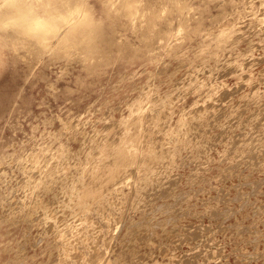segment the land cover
Instances as JSON below:
<instances>
[{"label":"rangeland","instance_id":"rangeland-1","mask_svg":"<svg viewBox=\"0 0 264 264\" xmlns=\"http://www.w3.org/2000/svg\"><path fill=\"white\" fill-rule=\"evenodd\" d=\"M187 1L184 37L132 62L116 50L109 60H35L0 38V264H264V0ZM122 38L137 40L131 30ZM109 123L119 129L106 135ZM27 152L68 163L22 164ZM88 172L120 178L95 185ZM118 217L125 225L103 253L101 234Z\"/></svg>","mask_w":264,"mask_h":264},{"label":"bare ground","instance_id":"bare-ground-1","mask_svg":"<svg viewBox=\"0 0 264 264\" xmlns=\"http://www.w3.org/2000/svg\"><path fill=\"white\" fill-rule=\"evenodd\" d=\"M29 0H0V38H3L5 40V42H7V45L11 46L13 48V50L16 52L17 56H23L25 53H27L28 55H31L33 57V59L35 60H39L43 54L45 53H49L50 54V57L54 60H59V59H62V58H67L69 56H73L74 54H81L83 56L84 59H94V58H97V59H106V60H109L111 58L110 56V52L112 50H116L117 53H121L123 54V58L126 60V61H134L135 59H139V58H142L144 55H152L155 51L156 48H162V49H165V46L166 45H170L171 42L175 41V40H178V38H181V37H184L185 35V21L184 19L182 18V16L184 15V11L185 9H187V7H190V4L188 3L187 0H51V3L53 4H56L58 5L57 7H52V8H43V9H35V8H31V7H27L26 6V3H28ZM45 2H48V0H45ZM96 3H99L100 4V9L99 11L97 12V8H96ZM201 8V7H199ZM12 16H16L14 18V20H11ZM180 17L179 21H178V24L174 25L173 22H172V19L174 17ZM126 30H131L133 33L136 34V37H137V40L136 41H133V40H129L128 38H122L123 35H125V31ZM158 44V45H156ZM166 50V49H165ZM248 58V57H247ZM229 59V58H227ZM231 59V58H230ZM245 63V62H244ZM247 63V62H246ZM249 63V61H248ZM247 63V64H248ZM225 65V64H224ZM60 67V66H59ZM235 67V66H233ZM246 67V66H245ZM248 67V66H247ZM235 69V68H234ZM201 70V69H200ZM208 70V69H207ZM230 68H229V71L230 72ZM235 71V70H234ZM207 72V71H205ZM227 72V70L225 71ZM201 74V73H200ZM199 74V75H200ZM205 73H203L204 75ZM215 74V73H214ZM213 74V75H214ZM198 75V76H199ZM202 75V74H201ZM202 75V76H203ZM227 75V74H226ZM246 76V75H245ZM194 77V76H193ZM220 77V76H218ZM217 77V78H218ZM244 77V75H243ZM152 78L153 80V74L150 76V79ZM201 78V76H200ZM199 78V79H200ZM192 79V78H191ZM189 80V79H188ZM242 83V82H241ZM175 84V83H174ZM244 84V83H243ZM242 84V85H243ZM226 90V89H225ZM236 90V89H234ZM239 90V89H238ZM237 90V91H238ZM224 90H222L223 92ZM227 92V93H226ZM226 94H228L229 90H227ZM231 92V91H230ZM229 92V93H230ZM235 92V91H234ZM234 92H231L234 93ZM153 95V93L156 94L157 96V91L155 90L154 86L151 85V88H148V85H144V92L143 94H151ZM188 93V92H187ZM176 94V93H175ZM174 94V95H175ZM186 94V93H184ZM173 95V96H174ZM222 95V94H221ZM172 96V98H173ZM224 95L221 96V98L223 99ZM227 96V95H226ZM225 96V97H226ZM216 97H219V96H216ZM175 98V97H174ZM215 98V97H214ZM154 99V97L152 98V100ZM181 99V98H180ZM218 99V98H217ZM216 99V100H217ZM220 99V100H222ZM178 102V101H177ZM176 103V102H175ZM208 103V101H207ZM200 105L201 106V110L204 106H202L201 104H203V101H196L195 100V104L194 105ZM210 104L212 105V102L209 103L208 106H210ZM214 104V103H213ZM217 104V103H216ZM215 104V105H216ZM219 104V103H218ZM218 104L216 106H218ZM194 105H191L189 106L188 108H186V110L190 109L192 106ZM146 106V105H145ZM143 106V107H145ZM149 106V105H148ZM206 106V104H205ZM214 106V107H216ZM197 108V111H198V107ZM207 108V107H206ZM211 108V107H209ZM208 108V109H209ZM167 109V108H166ZM166 109H165V115H166ZM193 111V110H192ZM195 111V110H194ZM210 111V110H209ZM147 112V111H146ZM146 112L144 114H146ZM168 112V111H167ZM191 112V110H190ZM187 113V112H186ZM196 113V112H195ZM163 113H162V116L160 117H163L165 116ZM194 114V112H193ZM142 115V114H141ZM149 115V114H147ZM154 114H152V117H153ZM187 115V114H186ZM140 116V115H139ZM138 116V117H139ZM151 116V114L149 115ZM137 117V118H138ZM145 117V115H144ZM140 118V117H139ZM147 119H150L148 117H146ZM192 119V117H188V119ZM142 119V118H141ZM160 119V118H159ZM151 120V119H150ZM133 121V120H132ZM147 121L149 120H146V122L144 123H147ZM189 121V120H188ZM76 122V121H75ZM118 122V121H117ZM117 122L114 123L115 125H117ZM121 122V121H120ZM134 122V121H133ZM151 122V121H150ZM168 122V121H167ZM191 122V121H189ZM195 122V121H194ZM200 121L198 122H195V123H199ZM132 123V122H131ZM194 123V124H195ZM113 123H109V124H105L104 127L102 128V131H105V133L112 128L113 129V126H114ZM140 126H142L141 123H139ZM190 124V123H189ZM160 127H161V124L159 123ZM191 125V124H190ZM103 126V125H102ZM120 126V124H119ZM117 126V127H119ZM129 127L131 126H134L133 125H128ZM126 126V127H128ZM188 126V125H187ZM193 126V125H191ZM190 126V127H191ZM68 127V126H67ZM116 126H114L115 128ZM139 127V126H138ZM136 127V128H138ZM166 127V126H165ZM195 127V126H193ZM97 129H99V127H94L93 128V131H97ZM116 129V128H115ZM119 129V128H117ZM117 129H116V132H117ZM127 129V128H126ZM132 129V128H130ZM134 129V128H133ZM160 129V128H158ZM164 129V128H163ZM162 129V130H163ZM90 130V129H89ZM188 130V128H187ZM92 131V132H93ZM112 132L110 134H113V130H111ZM161 131V129H160ZM106 133V135H108ZM109 134V135H110ZM118 134V133H117ZM115 135V134H114ZM163 135V134H162ZM111 136V135H110ZM116 136V135H115ZM119 136V135H118ZM129 136V135H128ZM112 137V136H111ZM110 137V138H111ZM114 137V136H113ZM125 137V136H123ZM105 138V136H104ZM108 138V137H107ZM106 138V139H107ZM108 138V140L110 139ZM116 138V137H114ZM136 138V137H135ZM106 139L104 140V142H106ZM117 140L119 138H116ZM133 139V138H132ZM86 140V138H85ZM111 140V139H110ZM109 140V141H110ZM113 138H112V143L110 144H113V143H116L117 145V141L113 142ZM126 140H127V137H126ZM134 141H136L135 139H133ZM138 140V138H137ZM128 141V140H127ZM124 142V141H122ZM126 142V141H125ZM138 143H140V139L139 141H136ZM84 143V142H83ZM120 142H118L119 144ZM106 144V146H104ZM103 144L102 146H104L105 148H107L109 144L105 143ZM147 144V143H146ZM173 144V143H172ZM115 145V144H114ZM129 145V144H128ZM101 146V148H102ZM113 146V145H112ZM108 147V149L111 147ZM127 146V145H126ZM138 146V145H137ZM115 147V146H114ZM123 147V146H121ZM120 147V148H121ZM129 147V146H128ZM127 147V148H128ZM84 148V147H83ZM93 148V146H92ZM96 148V147H94ZM119 148V149H120ZM124 148V147H123ZM137 148V147H136ZM110 149H109V152H110ZM116 149V148H115ZM115 149H114V152H115ZM126 149V147L124 148ZM39 150V148H38ZM37 150V152H38ZM105 151V149H103ZM117 150V149H116ZM121 150V149H120ZM123 150V149H122ZM143 150V149H142ZM82 151V150H81ZM92 151V150H91ZM112 151V149H111ZM109 152H107L109 154ZM113 152V154H115ZM118 152V151H117ZM125 153V151H122ZM128 152V151H127ZM143 151H140V153L142 154ZM82 153V152H81ZM105 153V152H104ZM119 155L117 154V156L115 157H118L120 156V152H118ZM123 153V154H124ZM134 152H132L133 154ZM58 154V153H57ZM106 154V153H105ZM104 154V155H105ZM35 155L34 153H30V152H27L23 155H18L23 163L24 162H28L30 160V158H33L34 159V164L37 165L39 164L40 162H43L42 165H45V167H51L52 168V165H60L62 163H68L67 161L63 160L60 155H52L50 156L49 158H46L44 161L42 160L41 157H38V158H34ZM111 156V154H109ZM108 155V156H109ZM127 155V154H126ZM138 155V154H137ZM107 156V155H106ZM114 156V155H113ZM128 156V155H127ZM94 157V156H93ZM105 157V156H104ZM102 157V158H104ZM124 157V156H123ZM135 157V156H134ZM141 157V156H140ZM144 157V156H143ZM142 157V158H143ZM92 157H90L91 159ZM101 158V160H102ZM107 158V157H106ZM125 158V157H124ZM128 158V157H127ZM142 158H139L142 160ZM89 159V158H88ZM88 159H86L88 161ZM89 159V162L91 163ZM112 159V158H111ZM114 159V158H113ZM112 159V160H113ZM116 159V158H115ZM121 159V157L119 158ZM126 159V158H125ZM123 159V160H125ZM138 159V162H140ZM94 160V159H93ZM92 160V161H93ZM100 160V161H101ZM110 160V159H109ZM111 160V162H112ZM118 160V158H117ZM123 160L121 162H123ZM131 160V159H130ZM84 161V160H83ZM95 161V160H94ZM93 161V162H94ZM108 160H106L105 162H107ZM116 161V160H115ZM120 161V160H119ZM118 161V162H119ZM126 161V160H125ZM129 161V160H128ZM133 161V160H132ZM131 161V162H132ZM12 162V161H11ZM81 162V161H80ZM79 162V163H80ZM105 162L104 163H101V164H104L105 165ZM110 161H108L107 163H111ZM114 162V161H113ZM120 162V164H121ZM127 162V161H126ZM126 162L124 165H126ZM129 162V163H131ZM142 162V161H141ZM140 164L142 165V162ZM72 163V161H71ZM71 163H69L71 165ZM78 162L76 161V166H78L79 164H77ZM87 163V162H86ZM89 163V164H90ZM95 163V162H94ZM99 163V162H98ZM97 162L95 163L96 166L98 164ZM117 163V162H116ZM115 162L113 164H116ZM128 163V162H127ZM128 163V164H129ZM28 164V163H27ZM94 164V165H95ZM100 164V165H101ZM119 164V163H118ZM117 164V167L119 166ZM123 164V163H122ZM133 164V163H132ZM136 164V163H135ZM84 165V163H83ZM91 165V164H90ZM93 165V167H95ZM112 165V164H111ZM122 165L121 167L123 168ZM130 165V164H129ZM28 166V165H27ZM64 166V164H63ZM102 166V165H101ZM109 166V165H108ZM107 164L106 166H102V167H108ZM128 166V165H127ZM133 166V165H131ZM138 166V165H137ZM48 167L46 168L48 170ZM54 167V166H53ZM66 167V166H64ZM63 167V168H64ZM69 167V166H68ZM66 167L65 170L68 168ZM82 167V166H81ZM86 167H89L86 166ZM92 167V166H91ZM98 168L100 166H97ZM95 167V170L96 168ZM112 166H110L111 168ZM134 167V166H133ZM140 167V165H139ZM1 163H0V169H1ZM5 168V167H4ZM3 168V169H4ZM49 168V169H50ZM57 168V167H56ZM97 168V169H98ZM105 168H102V170H105ZM114 168V165L112 167V170H114L116 168V165H115V168ZM120 167H118L119 169ZM125 168H128V167H125ZM135 168V167H134ZM133 168V169H134ZM37 169V168H36ZM79 169V168H78ZM88 169V168H87ZM86 169V170H87ZM101 168H99L98 170H100ZM117 171H120L118 170ZM133 169H131L132 171H130L131 173L133 172ZM43 170V169H42ZM90 170V168H89ZM87 170V171H89ZM94 170V169H93ZM92 170V171H93ZM97 170V171H98ZM129 170V168H128ZM37 170H35L34 172H36ZM51 171V170H50ZM59 171V170H57ZM85 171V170H84ZM83 171V172H84ZM91 171V170H90ZM91 171V172H92ZM109 171H111L109 169ZM122 171V169H121ZM124 171V170H123ZM122 171V172H123ZM46 172V171H45ZM44 172V173H45ZM65 172H68V171H65ZM101 172V171H100ZM105 172V171H104ZM104 172H102V175L101 176H104ZM112 172V171H111ZM126 172V171H124ZM123 172V173H124ZM41 173V172H40ZM43 173V174H44ZM48 173V172H47ZM85 173V172H84ZM90 172H88L87 174H89ZM93 173V172H92ZM91 173V174H92ZM96 174V172H94ZM93 173V174H94ZM106 173H107V169H106ZM121 173V172H120ZM134 173V172H133ZM132 173V174H133ZM34 174L33 172L31 173V175ZM51 174V172H50ZM98 174H100L98 172ZM93 176V178H96L97 175ZM109 174V173H108ZM112 176V178L115 176H113L112 173H110ZM116 174V173H114ZM117 175V174H116ZM123 174H121V177H122ZM85 176V175H84ZM87 176L90 177V174L89 175H86V178ZM91 176V177H92ZM100 176V178H101ZM108 176V175H107ZM124 176V175H123ZM30 177V176H29ZM32 177V176H31ZM67 174H66V178H67ZM99 177V176H98ZM23 178V177H21ZM20 178V179H21ZM64 178V177H63ZM99 178V179H100ZM105 178H106V175H105ZM109 178V177H107ZM116 178V177H115ZM115 178L113 180H115ZM118 178H120V176H118L116 178V180H118ZM126 178H128L126 176ZM88 179V178H87ZM99 179L97 178L96 182H94V180H92L94 182V184L96 183L97 185H106L107 183L105 184H102L104 183L105 179L102 178V183H100ZM110 179V178H109ZM89 181L90 178L88 179ZM87 180V181H88ZM101 180V179H100ZM112 180V179H111ZM111 181V182H115L116 181ZM121 180V179H120ZM19 181V180H18ZM17 181V183H18ZM21 181V180H20ZM46 181V180H45ZM80 181V180H79ZM83 181H86L85 178L83 179ZM86 181V183H87ZM85 185H88L89 182ZM106 181H109L110 180H106ZM105 181V182H106ZM67 182V181H66ZM92 182V183H93ZM108 183V186L109 187V184H112V183ZM119 182V181H118ZM117 182V183H118ZM33 183V181H32ZM77 183V182H76ZM79 183V182H78ZM85 183V182H84ZM42 184V183H41ZM69 184V183H68ZM95 184V185H96ZM29 183L26 184L24 186V191H25V194L28 193L30 187H29ZM66 185V184H65ZM64 185V186H65ZM92 184H90L88 187H91ZM95 185H92V188L96 187ZM55 187V185H53ZM78 186L75 190H77L80 186L79 185H76ZM94 186V187H93ZM100 186V187H101ZM41 187V185H40ZM39 187V188H40ZM75 187V186H74ZM82 187V186H81ZM80 187V188H81ZM83 187H87V186H83ZM98 187V186H97ZM97 187L95 189H97ZM111 187V186H110ZM114 187V184L113 186ZM118 187V186H117ZM38 188V189H39ZM63 188V187H62ZM79 188V189H80ZM107 188V187H106ZM99 189V187H98ZM101 189V188H100ZM112 189V188H110ZM68 190V189H67ZM66 190V191H67ZM86 189H83V193L85 195H88L87 193H85ZM90 190V189H89ZM88 190V191H89ZM92 190V189H91ZM69 191V190H68ZM67 191V192H68ZM73 191V190H72ZM87 191V190H86ZM94 192V189L92 190ZM99 191V190H98ZM97 190L95 191L97 194L98 192ZM105 191H108V190H104L102 192H105ZM57 192V191H56ZM66 192V193H67ZM90 192V191H89ZM92 192V193H93ZM101 191H99L100 193ZM13 193V191H12ZM58 193H63L62 191L58 192ZM57 193V195H58ZM91 193V194H92ZM98 193V194H99ZM35 195V193H33ZM42 194V193H41ZM90 194V193H89ZM101 194V193H100ZM109 194V193H108ZM11 195V194H10ZM33 195V196H34ZM81 195V193L79 194ZM84 195V196H85ZM65 196V195H64ZM76 196V194H75ZM96 196V195H95ZM93 196V197H95ZM99 196V195H98ZM130 196V195H129ZM74 197L71 196V199ZM88 197V196H86ZM39 198H42V197H39ZM66 198V197H64ZM63 198V200H65ZM81 198V197H80ZM79 198V199H80ZM89 198V197H88ZM97 198V197H95ZM94 198V199H95ZM120 198V197H119ZM60 199V198H59ZM83 199V198H82ZM126 199V198H125ZM26 200V199H25ZM40 200V199H39ZM83 200H86V199H83ZM88 200H91V199H88ZM87 200V201H88ZM100 200V199H99ZM112 200V199H111ZM110 200V201H111ZM32 201V200H31ZM51 201V199H50ZM60 201V200H58ZM71 201V200H70ZM129 201L130 204L133 203V201L131 200V198L127 197V199L125 200V202ZM13 202V201H12ZM26 202V201H25ZM40 202V201H39ZM75 202V201H74ZM79 202V200H78ZM81 202V201H80ZM90 202V201H89ZM93 202V201H92ZM92 202H90L92 204ZM101 202V201H99ZM55 203V201L52 200V204ZM66 203H67V200H66ZM41 204H43V202H40V206ZM49 204V203H48ZM71 204V202H70ZM73 205V204H72ZM82 205V204H81ZM89 205V204H88ZM48 205H46L47 207ZM60 206V205H59ZM62 206V205H61ZM92 206V205H91ZM89 206V207H91ZM101 206V204H100ZM50 207V206H49ZM88 207V206H87ZM88 207V208H89ZM16 208V207H15ZM78 208V207H76ZM87 208V209H88ZM92 208V207H91ZM98 208V206H97ZM96 208V209H97ZM100 208V207H99ZM48 209V208H47ZM79 209V208H78ZM82 209V208H81ZM84 209V208H83ZM7 210V209H6ZM41 210V209H39ZM37 210V211H39ZM65 210V209H64ZM77 210V209H75ZM92 210V209H91ZM48 211V210H47ZM46 211V212H47ZM50 211V209H49ZM52 211V210H51ZM50 211V213H52ZM59 211V210H58ZM70 211V210H69ZM68 211V212H69ZM74 211V209H73ZM78 211V210H77ZM102 211V210H101ZM100 211V212H101ZM63 212H66V211H63ZM81 212V211H80ZM42 213V212H41ZM58 213V212H57ZM40 214V213H39ZM38 214V215H39ZM53 214H56V213H53ZM65 214V213H63ZM71 214V213H70ZM78 214V213H77ZM36 215V216H38ZM41 215V214H40ZM48 215V214H47ZM52 216H55V215H52ZM62 216V215H60ZM67 216V213L66 215ZM89 216V215H88ZM35 217V215L33 216ZM58 217V216H57ZM73 217V216H72ZM71 217V218H72ZM76 217H78V215H76ZM105 217V216H104ZM60 218L59 217V221L58 222H61L60 221ZM64 218V217H62ZM82 218V217H81ZM90 218V217H89ZM87 217V220L89 219ZM57 219V218H56ZM77 219V218H76ZM80 219V218H79ZM34 220H36L34 218ZM68 220V219H67ZM66 220V221H67ZM124 217H118L117 219L115 220H109V227L107 228V230L103 231L101 234V241H103L104 243L102 244V246H100V250L101 251H105L106 254L107 252L109 251V249L112 247V245L115 243L116 239L119 237L118 233H117V229L120 227V226H124L125 223H124ZM77 221V220H76ZM47 222V221H46ZM49 222V221H48ZM57 222V221H56ZM65 222V221H64ZM89 222V221H88ZM63 223V222H62ZM60 223V224H62ZM79 223V222H78ZM51 224V222L49 223ZM48 224V225H49ZM52 225V224H51ZM59 226V225H58ZM51 229H52V226H50ZM49 227V228H50ZM94 227V225H93ZM72 228V227H71ZM70 228V231H72L73 229ZM78 228V227H77ZM83 228V226H82ZM63 229V228H62ZM44 230V229H43ZM50 230V229H49ZM78 230V229H77ZM81 231V228L79 229ZM79 231V232H80ZM88 231V230H87ZM51 232V231H50ZM82 233V232H81ZM100 234V233H99ZM69 232H66L64 233V238L66 237H69ZM82 235V234H81ZM99 236V235H98ZM39 238V237H38ZM83 238V237H82ZM98 238V237H96ZM77 239V238H76ZM37 240V239H36ZM99 240V239H98ZM39 241V240H38ZM73 241V240H71ZM79 241V240H77ZM97 242V241H96ZM79 243V242H78ZM75 245V243H74ZM66 246V245H65ZM92 247V245L90 246ZM60 248V247H59ZM65 248V247H64ZM67 248V246H66ZM69 248V247H68ZM71 248V247H70ZM75 248V247H74ZM93 249H94V246H93ZM66 250V249H64ZM74 250H77V249H74ZM93 251V250H92ZM103 251V253H105ZM66 252V251H65ZM64 252V254L66 255V253ZM99 252V251H98ZM73 253H75V251H73ZM73 253L71 255H73ZM82 253V252H81ZM91 253V250L89 251V254ZM94 253H95V250H94ZM102 253V252H101ZM109 254V253H108ZM59 255V254H58ZM68 255V254H67ZM70 255V257H71ZM76 255V253L74 254ZM79 255V254H77ZM85 255H87V252L85 253ZM92 253L90 254V258L92 257L91 256ZM94 255V254H93ZM100 255H105V254H100ZM95 256V255H94ZM73 257V256H72ZM77 257V256H76ZM81 257V255H80ZM87 258V261L90 259V258ZM104 257V256H102ZM107 257V256H106ZM105 257V259H106ZM62 258V257H61ZM65 258V257H64ZM74 258V257H73ZM93 258V257H92ZM96 258V256H95ZM100 258V256H99ZM97 257V259H95L96 261H94L92 259V262H96V264H98L97 260L99 259ZM110 258V257H109ZM107 258V259H109ZM111 259V258H110ZM60 262L61 260L63 259H59ZM68 261V262H67ZM65 261V263H69V260ZM79 261V260H78ZM106 262V260H104ZM77 262V261H76ZM81 262V261H80ZM90 262V261H89ZM91 262V263H92ZM85 263V262H84ZM104 263V262H102ZM100 263V264H102ZM108 263V262H107ZM61 264V263H60ZM63 264V263H62ZM77 264V263H76ZM109 264V263H108Z\"/></svg>","mask_w":264,"mask_h":264},{"label":"snow or ice","instance_id":"snow-or-ice-1","mask_svg":"<svg viewBox=\"0 0 264 264\" xmlns=\"http://www.w3.org/2000/svg\"><path fill=\"white\" fill-rule=\"evenodd\" d=\"M27 7L35 8V9H43L45 7L52 8L57 7L58 5L51 3V0H48V2H45V0H29L28 3H26ZM7 42H5V47H7Z\"/></svg>","mask_w":264,"mask_h":264}]
</instances>
